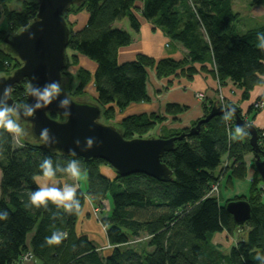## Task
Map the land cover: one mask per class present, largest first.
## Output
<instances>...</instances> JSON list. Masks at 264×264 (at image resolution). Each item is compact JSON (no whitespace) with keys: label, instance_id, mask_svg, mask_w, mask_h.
Masks as SVG:
<instances>
[{"label":"trees","instance_id":"obj_1","mask_svg":"<svg viewBox=\"0 0 264 264\" xmlns=\"http://www.w3.org/2000/svg\"><path fill=\"white\" fill-rule=\"evenodd\" d=\"M11 1L14 0H0V13L5 20L0 29V75L11 73L21 64L6 48L3 37L19 31L37 10L35 0H17L19 9L10 8ZM250 5L264 6V0H250ZM75 6H81L85 16L77 25L65 19ZM139 15L162 28L172 41L185 48L186 55L179 60L138 54L133 60L120 63L118 49L132 39L127 30L114 23L127 18L130 28L138 32ZM238 15L231 0L75 2L63 13L68 20L67 48L76 63L79 56H84L96 66L93 71L82 64L78 66L74 87L84 90L92 80L94 103L109 119L130 103L149 100L147 67L158 77L192 78L198 69L193 64L199 63V69L214 74L220 85L230 82L240 88L241 99L246 100L264 75V51L256 47V33L264 31V23L242 32L237 27ZM26 86V79L13 86L11 96L15 102L27 99ZM214 103L206 100L203 115ZM185 107L168 103L165 111L176 114ZM222 115L201 123L197 133L175 140L174 146L162 154L161 161L173 171L172 178L166 181L144 173L122 176L114 170V176L108 177L101 171L102 166H109L102 159L66 155L43 146L33 136L31 142L14 145L12 134L0 129V209L9 211L8 219L0 221V264H20L28 252L30 259L36 257L40 264H258L255 254L264 253V201L263 193L257 189L260 177L253 174L248 193L234 195L224 203L208 194L213 183L221 184V177L226 176L230 185L244 179V155L252 152L249 135L242 140L230 139L227 132L236 125L234 120L226 124ZM50 116L63 118L55 113ZM164 119L156 112L126 115L121 129H116L126 139L145 137ZM188 131L189 127H184L159 136L167 138ZM257 131L262 139L259 153L263 158L264 129ZM45 155L62 164L73 158L81 161L86 188L77 183L81 204L78 212L69 215L52 204L48 210L28 205L27 193L37 187L32 177L40 175L37 165ZM223 157L229 162L224 175ZM66 177L58 173L55 179ZM238 199L250 205V216L240 225L235 224L225 207L228 201ZM103 201L108 202V208ZM93 205L98 207L97 213ZM53 212L58 215L53 216ZM90 214L102 229L104 245H98L80 228L82 219ZM242 227L246 228V236L228 250L213 243L215 233L232 234ZM56 229L66 232V238L58 245H47L45 237ZM139 237L143 239L136 241Z\"/></svg>","mask_w":264,"mask_h":264},{"label":"water","instance_id":"obj_2","mask_svg":"<svg viewBox=\"0 0 264 264\" xmlns=\"http://www.w3.org/2000/svg\"><path fill=\"white\" fill-rule=\"evenodd\" d=\"M37 10L31 21V31L35 33L33 39H28L27 32L7 33L3 37L6 48L21 62L8 75H0V91L3 84H20L23 79L29 82L31 77H36L33 83L43 84L46 81L59 80L62 83V72L66 67L65 51L68 44L69 30L63 17L65 10L73 3L81 0H35ZM29 21V22H31ZM28 22V23H29ZM27 98V97H26ZM73 99V98H72ZM31 100V97H29ZM71 106V116L64 123L63 111L56 106V102L47 108L37 110L30 118L21 117V121L28 122L34 139L39 142V132L43 127L50 130L55 137L54 143L45 146L66 155H72L70 148L76 149V155L84 159L99 158L104 160L111 169L122 176L133 173H144L160 181L172 178L173 171L161 161V156L174 146L177 139H182L186 134H195L200 125L216 115L223 114L221 104L214 103L209 112L189 127L188 133L164 137H134L126 139L115 127L100 122L102 109L95 103L75 100ZM15 102L11 96L9 103ZM17 103V102H15ZM229 105V104H226ZM235 107V125H247L249 143L253 153V163L259 177L264 182V155L260 156V144L257 128L247 124L239 114V108ZM50 113L62 115L58 120L50 116ZM85 136H94L97 143L90 150L82 151L76 148L73 141L79 138L82 142ZM43 145V144H42ZM44 146V145H43ZM232 215L235 224L245 223L250 216V205L244 199L230 200L225 205Z\"/></svg>","mask_w":264,"mask_h":264},{"label":"crops","instance_id":"obj_3","mask_svg":"<svg viewBox=\"0 0 264 264\" xmlns=\"http://www.w3.org/2000/svg\"><path fill=\"white\" fill-rule=\"evenodd\" d=\"M138 5L142 6V2H138ZM2 17L3 15L0 13V29L5 26V20L4 17ZM139 19L140 28L138 32L133 31L130 26L126 29L130 33L132 40L128 45L118 49L117 58L120 63L133 60L138 54H145L156 59L163 57H173L178 59L184 57V53L186 51L185 48L172 41L162 28L154 27L150 21L141 16ZM122 20L118 22L116 21L114 25L116 24V27L125 29L124 27H120L118 24ZM83 63L87 64V60ZM193 65H195L198 69L192 78H187L186 76L181 75H173L166 78L158 77L155 75L152 68L147 67L146 70L148 78L146 93L149 100L145 102L130 103L122 113L124 115L149 112L161 114L162 112L166 113L165 107L168 103L184 105L186 107L182 112L176 114L166 113V116L170 115V119L181 129L184 127H190L193 122L202 117L204 114L202 107L203 101L200 102L195 97L196 92L206 91L208 94L209 92H212L213 89L217 88V80L211 72L200 70L199 63H194ZM95 66V62H88L87 64V68L90 71H93ZM262 79V83L255 85V87L249 92L248 99L241 101L242 104L240 106L244 112H246L249 106L259 97H261L264 103V75L262 76ZM169 81L171 83L170 85H167ZM222 88V93L227 100H231L233 102H238L240 100V88L234 86L230 82L222 85ZM253 123L257 128L264 129V109L255 114ZM246 158L247 160L249 159L248 157H245V161ZM223 160H225L224 157ZM101 171L108 177L114 176V171L109 166H102ZM253 174L254 172L252 168H250V166L248 167L247 164L244 179H248V183L246 184L248 188L250 183L253 181ZM56 180L60 183H74V181H72L69 177ZM238 182H240V180L233 181L230 187L235 188V191L232 194H229V196L238 195V190H244V186L240 188L241 186L238 185ZM77 183L78 186H80L79 181H75L76 186ZM240 194L244 193L240 192ZM86 211L89 210L86 209ZM80 228L82 231L89 234L90 238L96 241L98 245H104L106 243L105 237L100 234L98 224L94 221L91 214L86 219H82V222H80ZM240 237L244 238V235L241 234ZM240 237L238 236L237 238L236 231L232 234L222 231L215 233L212 237V241L214 244L219 245L220 248L224 247V250H228ZM235 239L237 240L235 241ZM20 264H40V261L38 258L34 257V259L25 260Z\"/></svg>","mask_w":264,"mask_h":264},{"label":"clouds","instance_id":"obj_4","mask_svg":"<svg viewBox=\"0 0 264 264\" xmlns=\"http://www.w3.org/2000/svg\"><path fill=\"white\" fill-rule=\"evenodd\" d=\"M35 22L37 21L26 23L20 32L14 35L27 32L28 39H33L35 33L31 31V28ZM256 47L264 51V31H257ZM35 79L34 76L29 79L27 86L24 88V95L27 99L19 103H9L13 92L12 84H3L2 91H0V129L12 134L14 139L24 134V129L20 123L21 117H33L37 110L47 108L53 102H56L57 108L63 111L64 123H67L68 118L71 116V106L75 101L69 94L63 92L60 81H46L41 85L33 83L32 81ZM29 97H31V100H29ZM220 109L223 113L222 119L226 124L234 119L235 107L230 104H221ZM246 128L247 125H236L229 132L230 139L232 141L242 140L248 135ZM39 142L44 146H50L56 142L55 137L50 134L49 128L43 127L40 129ZM73 143L76 148L87 151L97 143V139L94 136H85L83 142L77 138ZM69 152L75 157V148H70ZM37 168L40 175L32 177L37 187L27 193L28 205L48 210L49 204H52L57 210H62L63 213L69 215L78 212L81 204L75 181H78L82 176L81 161L73 158L62 164L59 160L54 161L51 156L45 155L38 163ZM58 173L66 174L74 183L58 182L55 179ZM52 215L56 216L58 212H53ZM8 216L9 211L7 209H0V221L7 220ZM66 236V232L56 229L51 232V235L45 237L44 242L47 245H58ZM254 259L258 264H264V253L257 252Z\"/></svg>","mask_w":264,"mask_h":264},{"label":"rangeland","instance_id":"obj_5","mask_svg":"<svg viewBox=\"0 0 264 264\" xmlns=\"http://www.w3.org/2000/svg\"><path fill=\"white\" fill-rule=\"evenodd\" d=\"M231 2H232L233 10L236 11L239 14L238 15L239 19H238V22H237V27H238V29L240 31L243 32V31H246L247 29L253 28V27L257 26V25H260V24L264 23V6H251L250 5V0H231ZM9 7L10 8H14V9H19L21 7V5H20V3L17 0H14V1H11L9 3ZM72 11L73 12H71L65 19L68 18V20L70 22H72L74 25H77L78 23L81 24L83 22V19H84V10H82L81 6H79V7L75 6L74 8H72ZM68 20H66V21L68 22ZM118 24L120 25V27H124L125 30L129 28V22H128L127 18H123V20L121 22H119ZM115 26H117V25L115 24ZM185 53H186V51H185ZM185 53H184V56H185ZM70 54H71V50L69 48H67L66 51H65L66 67L63 70V80H62V83H61L63 92L69 94L75 100L94 103V85H93L92 80H90L89 82L86 83V85L84 86V90L82 88L81 91H80L79 89H76V86L74 87V85L77 82L75 77H76V74H77V72L79 70V69H77V68H79L78 66H81V64L83 65L84 64L83 62L86 61V60H87V64H88V62L92 63L93 61L88 59V58H86V57H84V56H79L78 57V62L76 63L74 60L71 59V55ZM182 58H178V59L180 60ZM87 64L85 63L83 65V66H85L84 68H86V69H88L87 68ZM205 72H207V71H205ZM8 74H4V75H8ZM1 75H3V73H1ZM212 75L214 76V74H212ZM216 80H217V78H216ZM261 80L263 81V79H261ZM170 83H167V85H170ZM216 85H217V88L213 89L212 92H209L208 94H207L206 91L202 92V94L204 95L203 102L201 100H199L200 102H202V107H203V104L206 102V100H208V101H216L217 104L223 103L224 105L231 103V104H233V105H235L236 107L239 108V114H240V116L243 118V120L247 124L254 125L253 119H254L255 114L258 111L264 109V103H263L262 107H258V108H256L255 105H254L255 102H259V101L263 102L261 97L257 98L251 104L253 106L251 111L247 109V111L244 112L243 109L240 106L242 104L241 101H244L243 99H241V97H240V100L238 102H233L231 100H227L225 98V96L223 95V93H222L223 88H222V85L219 84L218 80L216 81ZM241 93H242V91H241ZM196 94H197V92H196ZM196 94H195V97H196ZM122 112L123 111H116L114 116H112L109 119H105L104 118V114H102V116L100 117L99 120L103 124H108V125H111V126H113L115 128L121 129L122 118L124 116H126ZM161 115L164 116L165 119L163 121H161L157 125L156 129H154V131L151 134H149L148 136H145V137H149V136L160 137L159 136L160 133L164 132V134H167L165 131H176V130L181 129V128H179V126H176L175 123L170 119V115L166 116L167 114L164 113V112H162ZM55 119L62 120L63 118L59 119V117H56ZM20 123H21V125H22V127L24 129V134L22 136L18 137V138H15V139L13 138L14 139L13 140L14 145H18L19 143L22 144L25 141H30L31 142V141L34 140L32 138V135H30V133H29V132H31L30 124L28 122L21 121V120H20ZM246 131H247V129H246ZM227 133H229V132H227ZM248 135H249V133H248ZM261 135L264 136V133H261ZM260 142H262L261 138H259V143ZM263 143H264V140H263ZM245 157L249 158L247 160V162L245 161ZM253 160H254V158H253V153L252 152L246 153L244 155V161H245V166H246L245 170H247V164H248V167L250 166V168H252V170L254 172V176L257 178V176H259V175L257 174V172L255 171V168L253 167L254 166L253 165ZM226 162H227V165H226ZM228 164H229V162H228V160H226V158H225V160H223L221 162V167H223L222 168L223 175L228 169L227 168ZM235 166H237V164ZM219 169H220V166H219ZM78 181H79L80 187L82 189H85L86 188V180H85V176H84L83 173H82L81 178ZM247 183H248V179L247 178L241 179L240 182H238V185L241 186L240 188H242L244 186V190L243 189L238 190L239 194H240V192H243L244 194L248 193L249 188L246 185ZM230 186L231 185L226 182V177L225 176L221 177V184L218 186V192L216 191V194H215V196L217 198H219L218 200L221 203H224V201H226V199L232 198V196H229V194H232L235 191V188H232ZM257 189H259L263 193L262 196H263V201H264V182L262 180H259V182L257 183ZM107 204H108V202H107ZM107 204L106 205L104 204L105 208L107 207ZM93 208L98 209V207H96L95 205H93ZM98 229H99V232L101 234L102 233V229H100L99 225H98ZM245 230H246L245 227H242L240 229H236L237 238H238V236L240 237L241 234L244 235V237H245L246 234H247V231H245ZM140 239H143V237H139V238H137L135 240L138 241ZM236 240L237 239H235V241ZM221 249H224V247H222ZM28 259L30 260V258H28Z\"/></svg>","mask_w":264,"mask_h":264},{"label":"built area","instance_id":"obj_6","mask_svg":"<svg viewBox=\"0 0 264 264\" xmlns=\"http://www.w3.org/2000/svg\"><path fill=\"white\" fill-rule=\"evenodd\" d=\"M203 97L204 95L202 94V92H198L196 94V98L198 100H201L203 101ZM222 97V96H221ZM223 104V103H221ZM255 107L258 108V107H262L263 106V102L262 101H259V102H255ZM227 160V158H226ZM226 165H227V162H226ZM218 186H219V183L216 182V183H213L208 191V194H212V195H215L216 194V191L218 192ZM105 202V203H104ZM103 203L106 205L107 204V201H103ZM108 208V204H107V207ZM94 211L97 213L98 212V209L94 208ZM28 258H31V254L28 252L26 254L23 255V260H28Z\"/></svg>","mask_w":264,"mask_h":264},{"label":"bare ground","instance_id":"obj_7","mask_svg":"<svg viewBox=\"0 0 264 264\" xmlns=\"http://www.w3.org/2000/svg\"><path fill=\"white\" fill-rule=\"evenodd\" d=\"M75 67V66H74Z\"/></svg>","mask_w":264,"mask_h":264}]
</instances>
